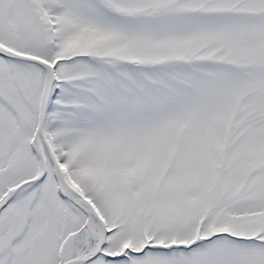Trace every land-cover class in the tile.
<instances>
[{"label":"snow or ice","instance_id":"snow-or-ice-1","mask_svg":"<svg viewBox=\"0 0 264 264\" xmlns=\"http://www.w3.org/2000/svg\"><path fill=\"white\" fill-rule=\"evenodd\" d=\"M0 264H264V0H0Z\"/></svg>","mask_w":264,"mask_h":264}]
</instances>
